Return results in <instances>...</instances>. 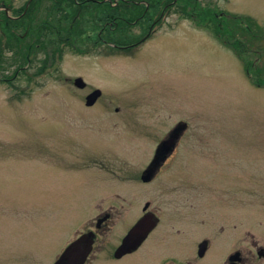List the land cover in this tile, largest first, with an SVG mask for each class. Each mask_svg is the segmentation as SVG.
<instances>
[{
	"label": "rangeland",
	"instance_id": "rangeland-1",
	"mask_svg": "<svg viewBox=\"0 0 264 264\" xmlns=\"http://www.w3.org/2000/svg\"><path fill=\"white\" fill-rule=\"evenodd\" d=\"M41 1L38 21L71 11L45 12L53 5ZM195 1L202 13L188 2L182 12L168 7L164 23L129 51L97 45L93 19L77 48L37 39L18 89L0 85V264L30 261L26 254L47 264L78 233L93 230L108 206L119 231L146 198L159 199L162 181L167 209L223 202L245 215L241 224L231 218L233 246L264 248V83L254 85L264 82V0ZM205 8L219 17L209 22ZM244 20L251 31L240 28ZM67 23L60 21L62 38ZM75 77L83 89L72 85ZM94 89L100 96L85 106ZM178 119L188 130L173 163L146 185L148 196L127 177L139 175L159 134ZM111 183H129L131 191L114 197Z\"/></svg>",
	"mask_w": 264,
	"mask_h": 264
},
{
	"label": "flooded vegetation",
	"instance_id": "flooded-vegetation-1",
	"mask_svg": "<svg viewBox=\"0 0 264 264\" xmlns=\"http://www.w3.org/2000/svg\"><path fill=\"white\" fill-rule=\"evenodd\" d=\"M31 1L27 0L23 4L14 6L11 1L0 0V85L11 86L16 90L19 87L21 75L32 58L31 55L29 57L31 53L26 55L25 65H23L24 48L29 52L32 46L34 48L37 46L34 41L49 34V31H54L53 19L48 16L47 31L39 32L38 15L35 11L37 7H43V5L40 7L42 1L37 0L32 5L34 7L31 6L27 11ZM83 1L75 0L76 8L68 14L71 18L67 28L72 32L74 44L71 45L70 35L64 37L65 44L69 42L73 48H77L80 37L87 39L88 34L84 36L85 26L93 19L96 25L92 33L94 40L99 39L97 45L113 47L118 51H129L141 44L155 32H152L155 29L154 26L159 28L164 23L168 7L180 6V4L176 5L175 0H86L82 4ZM48 10L51 12L50 7L44 8L45 12ZM87 18L90 19L86 21ZM77 19L84 24L82 28L79 23L73 24ZM33 26H37L34 32ZM133 30L136 32L132 33ZM111 36L124 38V41L129 42L111 43L108 41ZM26 39H29V42L24 47ZM187 125L186 120L178 119L169 128L163 129L159 134L161 138L140 165L139 175L127 177V180H135L138 187H146L154 181L155 174L162 166L173 163L169 159L178 148L181 136L188 130ZM178 126H182V129L175 137L172 149L166 153L156 151L160 146L158 143L172 137ZM163 155H165L164 159L160 161ZM148 167L154 170V175L144 181L140 174ZM165 185L164 181L159 184V199L146 198L139 210L119 231L112 229L113 214L111 212L115 209L108 206L107 209L99 211L93 230L89 227L75 236L76 238L88 231L92 233L89 250L81 264H257V258H264V248L261 245H254L252 251L246 246L240 244L233 246L231 243V218H236L239 224L244 223V213H239L238 216L233 215L230 209L224 207L223 202L221 204L218 202V205L223 208H213L211 204L209 208L167 209ZM108 188L114 197H117L119 193L131 191L129 183H111ZM146 189L147 195L152 196L151 189L149 187ZM177 193L181 197L180 189ZM121 202H124V199H121ZM141 218L149 221L148 231L142 241L137 244L132 241L133 243L121 245L123 237ZM234 227L235 224L232 225V228ZM33 247L40 254L37 246ZM61 250L52 255L47 264H51ZM26 255L30 261H22L18 264H44L46 261H42L43 255Z\"/></svg>",
	"mask_w": 264,
	"mask_h": 264
},
{
	"label": "water",
	"instance_id": "water-1",
	"mask_svg": "<svg viewBox=\"0 0 264 264\" xmlns=\"http://www.w3.org/2000/svg\"><path fill=\"white\" fill-rule=\"evenodd\" d=\"M73 85L76 88L81 89L84 87V82L81 78L76 77L73 80ZM99 95L100 91L98 89H94L89 92L84 98L85 106L92 105L95 100L99 97ZM181 129L182 126L176 127V134L174 133L173 136L169 139L159 142L158 145L160 146L157 147L156 151L159 150L160 153H166L167 151H170L174 146V139L180 133ZM164 156L165 155L162 156L160 161L164 159ZM153 175L154 170L148 167L145 172L143 171L141 173L140 177L142 180L146 181ZM147 225H149V221L146 218H141L139 221H137V223H135L134 226L130 228L127 234L123 237L121 245L133 243L132 241H135L134 244L141 242L146 232L148 231ZM133 238L136 240H134ZM91 241L92 233L87 232L81 234L71 242L67 243L51 264H81L89 250V245Z\"/></svg>",
	"mask_w": 264,
	"mask_h": 264
},
{
	"label": "trees",
	"instance_id": "trees-1",
	"mask_svg": "<svg viewBox=\"0 0 264 264\" xmlns=\"http://www.w3.org/2000/svg\"><path fill=\"white\" fill-rule=\"evenodd\" d=\"M38 1H40V0H38ZM74 1L75 0H50L49 2L53 5V6H51L50 7V9L54 12V10L55 11H57L58 9H60V11H62V9L61 8H63L64 9V11H65V8L64 7H61L60 8V5H66V7L67 8H70L71 9V11L73 12V10L76 8V4H74ZM181 1V3H183L182 4V6H181V10L183 11V10H187L186 8H188L187 6H186V8L184 7V4L185 3H189L188 5L191 7V9L192 10H195V9H198V7H196V2L194 1V0H180ZM37 1L36 0H32L31 1V3L30 4H32V3H36ZM84 2H86V0H84L83 2H82V4L84 3ZM190 2H192L191 4H190ZM30 4H29V6H28V9H27V11L29 10V8H30ZM80 6V5H79ZM199 10V9H198ZM207 12V15H208V17L210 16V15H212V12H211V10L210 9H205ZM26 11V12H27ZM66 12H67V10H66ZM66 12H59V17L56 19V22L55 21H53L52 22V24H53V26H54V31L53 32H51V31H49V34H46V35H44L43 37H40L41 39H43V42H44V40H46V43H48V44H53V46L55 45V42L57 43V42H62V43H65L64 42V37H66V36H69L70 35V38H71V41L73 42L74 41V39H73V35H72V32H70L69 30V28H67V26H68V23L70 22V16H68L67 15V13ZM26 14V13H25ZM68 19V23L66 24V27H65V34H63V35H65V36H63V38H62V34H61V30L59 29V25H60V21H65V20H67ZM59 21V22H58ZM98 21H99V17H98ZM54 23H55V25H54ZM80 24L81 25V28H82V26L84 25V24H82V22L81 21H79L78 19L73 23V24ZM48 24H49V22H48V20L46 19H44L43 21H39L38 22V28H39V32H46L47 31V29H48ZM75 25H73V26H75ZM99 26H100V24L98 23V28H99ZM37 27V26H36ZM36 27H35V29H36ZM27 34H28V32H27ZM50 34L51 35H53L52 37H53V39H49L48 37H50ZM47 37V38H46ZM39 38V39H40ZM98 40L99 39H95L94 40V42L95 43H98ZM125 39L124 38H120V37H114V36H111V37H109L108 38V41L109 42H111V43H115V44H124V43H127V42H129L128 40H126V41H124ZM70 41V42H71ZM41 40H39L38 41V45H40L41 47H42V43H43ZM235 43L237 44V46H238V41H236L235 40ZM69 44V43H68ZM107 48H110V49H114L113 47H107ZM115 50V49H114ZM29 53H28V51H26L25 50V48H24V52H23V61H26V55H28ZM255 78V77H254ZM255 81H258V78H255Z\"/></svg>",
	"mask_w": 264,
	"mask_h": 264
}]
</instances>
